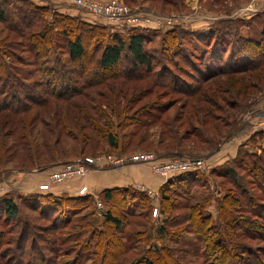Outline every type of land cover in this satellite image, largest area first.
Segmentation results:
<instances>
[{
    "label": "rangeland",
    "instance_id": "obj_1",
    "mask_svg": "<svg viewBox=\"0 0 264 264\" xmlns=\"http://www.w3.org/2000/svg\"><path fill=\"white\" fill-rule=\"evenodd\" d=\"M119 1L131 10L140 8L146 12L152 10L165 16L184 15L190 17L189 20L185 19L184 21V18L178 20L172 28L164 26L160 29H134L144 33V49L152 58L153 72H160L158 78L150 75L148 78L144 77V80L136 81V84L140 87L151 85L150 89L153 88V92L148 97L155 99L159 104H166V106L170 104L163 115L164 120L168 123L174 120L172 123H175L176 127L179 125V134L185 131L191 132L194 128L201 129L200 120L196 119V116L192 115L187 122H184L181 115L183 113L181 107L187 103L186 100L194 102V100L202 99L201 94L209 101V104H200L203 108L201 106L198 108L202 111L198 113V116L200 117L204 111H208L209 115L205 119L210 116L216 118L214 123L217 129L200 131L204 138H210L208 142H201L195 139V136H191V139L182 142L181 146L174 145L175 147L167 149L174 150L172 158H178L175 156L181 152L180 154H188L192 157L203 155L204 157L199 158L205 160L225 143L234 142L233 139H238L240 143L237 153L232 158L221 163L213 162V165L205 163L204 168L195 171L198 174L196 178H193V181L179 183L180 185L176 181L169 186L168 194L171 200L164 204L168 206L166 219L163 214H159L158 217V214L151 213V206L158 205V192L157 200L146 195L147 206L142 204L138 195L131 193L127 204L118 207V211L115 208V211L120 212L122 219L125 217L126 221L122 223L121 229L115 232L116 242L120 243L125 252L114 258L112 263L143 264L140 262L143 256L148 255L150 251L165 248L170 254L160 260L161 264H219L220 251L225 250V247L221 249V241L223 243L225 241L230 250L235 249L237 253L246 252V249H264V129L251 122V119L256 116L255 104L264 96V0ZM46 2L41 4L46 7L42 13L32 15L36 20L33 25L21 29L19 24L17 28L13 29L11 26L15 23L16 18L12 13L16 7L24 8L28 3H24V0H0V6L7 14V19L0 21V53L6 56L5 58L14 66L15 71L23 75V81L29 82L46 76L35 65L42 61V55L45 54L46 57L43 59L45 62H40L43 67L53 65L55 58H58L63 65L71 67L77 65L79 70L82 65L90 69L89 76L80 77V81H86L88 78L94 80L96 76L93 74L101 71L98 59L108 40L107 36L109 33L115 32L113 26L103 18L70 4L69 0H47ZM54 2L61 5L65 13H60L54 7ZM57 13L77 18L84 22L85 26L100 27L99 30L97 29L98 38H93L92 33L82 34L85 57L77 64L71 63L69 60L62 36L51 39V45L40 52L41 56L38 59L32 57L35 51L27 48L28 34L42 29L44 24L55 26V28L61 24L56 21L58 20ZM207 14H220L225 18L214 23L212 21L201 22L208 18ZM215 16L220 17L219 15ZM227 16H234L232 17L234 19H228ZM55 28L51 31L52 33H57V28ZM132 31L129 30L128 33ZM23 33L26 34L25 37H22ZM120 35L126 39L127 33H120ZM240 35L246 38L248 36V40L245 37L240 39ZM171 39H174L173 43ZM215 40H218L215 45H218L216 47H219L222 59L211 57V49ZM251 40L252 42H250ZM253 43L257 44L253 45ZM237 46H240V52L236 49ZM232 52L238 56L239 65L242 64L243 68L248 69L244 72L234 73V75L208 77L210 80L206 82H203L202 73L197 72L195 66H190L186 60L187 58L193 60L196 57L198 61H205L203 63L209 61L211 65L208 67L205 65L202 70L211 72L219 64L222 66L230 64L227 60L230 59L228 56L230 57ZM240 53L241 55H239ZM256 58L262 60L261 64L258 67L249 68ZM198 61L196 64L200 68L203 63H197ZM162 67L165 68L163 69L165 71L162 72L169 74L166 83L163 81L165 75L161 73ZM115 69L132 73L137 71L126 49L121 53L119 64ZM166 69L177 74L176 76L181 81L184 80L186 84L177 79V82L174 83V78H171L173 74ZM112 72L109 70V73ZM115 80L122 81L124 79L116 78ZM164 84L175 87L166 89ZM215 87L219 90L218 92L214 91ZM186 91L192 94L191 98L185 96ZM138 108L136 105L130 109L129 113L136 112ZM104 109L108 111L106 107ZM51 113V111L41 113L40 119L45 118L46 121L51 122ZM22 115L21 111L19 113L10 110L0 111V148H2L0 153V194L4 195L7 193L6 191L12 190L11 193L17 196L19 204L18 214L8 217L0 203V264H16V262L23 264H109L112 257L107 255L104 257L101 249L93 248L92 253L90 249V244L96 239V236L95 238L91 236L90 231L94 226L100 227L103 220L101 211L103 206L98 208L96 200L94 203L90 202L83 199L85 195L79 194L74 197L81 199L63 204L65 210L50 211L48 217L42 218L37 214L42 209H32L31 196L25 198L20 196L18 191L14 190L13 183L6 179L8 176L5 173L9 172V169L26 171L43 169L56 162L75 161L80 156V143L71 141L58 144L53 149L54 154L42 153V147L38 149L40 154L34 149V146L25 150L26 146L24 147L23 143L38 144L41 138L35 127L32 134L28 131L30 126L26 127L25 132L22 133L24 130L22 131L19 127L14 129L7 121V118L13 121L18 119L16 116ZM119 119V117L112 118L114 126L119 122ZM103 122L101 121V123ZM126 123L123 121L122 127L115 129L119 135L130 130L131 123H128V126L125 125ZM37 126L41 127L42 124L38 122ZM160 130L161 127L156 124L148 129L146 142H149L153 149H143L145 143H142L138 147H133L132 151L123 152V154L141 151L155 155L154 152L158 151L153 152V150L164 148L162 143L159 144V139L162 138ZM22 134L25 135V139H22ZM243 137L244 141H241ZM53 138H50V142L53 141ZM213 141L217 142L216 147L208 151L207 148L212 147ZM34 150L35 154L32 153ZM83 151L84 153L93 151V155H88L91 157L106 153L118 154L105 142L96 146H86ZM37 153L41 156L34 160ZM29 155L32 156V163L28 158ZM169 158L163 157V159ZM42 166L45 167L41 168ZM45 194L43 191L39 193L42 196ZM221 202L224 207H229L228 216L233 219L230 221L231 228L228 232L225 231L226 239L223 240L219 238L223 237L221 234L223 227L219 222L218 214ZM193 205H196L199 211L207 213V215L200 216L197 214L199 213L198 209L194 210L196 227H204L202 234L195 232L192 227L194 222L191 224V221L187 219L188 212H191L189 208ZM26 226H31V228L27 230ZM33 231H35V236ZM21 234H23V241L20 242V247L25 246V255L23 254L19 259L11 253L16 248L17 239ZM204 237L207 238L206 242ZM54 238H56L55 242H53ZM32 243L37 248L36 259L30 257L31 255L28 253ZM87 243L88 248L85 247ZM262 258L264 259L263 255Z\"/></svg>",
    "mask_w": 264,
    "mask_h": 264
},
{
    "label": "trees",
    "instance_id": "obj_2",
    "mask_svg": "<svg viewBox=\"0 0 264 264\" xmlns=\"http://www.w3.org/2000/svg\"><path fill=\"white\" fill-rule=\"evenodd\" d=\"M24 3L28 4L24 8H20V6L16 7L14 13H12L16 18L15 23L11 26L13 29L17 28L19 24L22 27L21 29L26 26L33 25L36 22L34 16L40 12L42 13L46 8L45 6L36 5L33 1L31 2V0H24ZM6 16L7 14L4 13V10L0 6V21L6 20ZM57 16V23H61L59 26H56L57 29L55 26L53 27L51 25L44 24L42 29L31 32V34H28L27 48L33 49L35 54H33L32 57L38 59L41 56L40 52H42L44 48L47 49L51 45V39L56 36H62L65 42L64 44L69 60L71 63L77 64L85 57V44L82 34L92 33L93 38H98L99 33L97 29L99 30L100 27L93 25L85 26L84 22L81 20L64 14L57 13ZM53 28L56 29L57 33L51 32ZM132 30L133 31L130 33H128V31L126 32V39L120 35V33L124 32L115 31L108 34V40L104 44L98 59V64L101 71H97L93 74L96 76L94 80H89L88 78L86 81H80V77L89 76L90 69L82 65L80 70L77 65L72 67L63 65L58 58H55V63H53V65L51 64L52 66L50 65L49 67H43L40 62H45L43 60L46 57L45 54L44 56L42 55V61L35 65L38 67V70L42 71V73H45L46 76L42 79L39 78L29 82L23 81V75L20 72L15 71L14 66H12V64H10V62L5 58L6 56H3L0 53V111L10 110L17 113L21 111L23 115L19 117L16 116L18 119L12 121V119L7 118V121L11 123L14 129L15 127H19L22 131L24 130L22 133L25 132L26 127L28 128V126H30L28 131L30 134H32L31 132H33L35 127L37 134H39L41 138L38 144L36 143L34 145H30V143H23L22 145L24 147L26 146L25 150H28L34 146V149H36V151L40 154L38 149L42 147V153L46 152L48 154H54L53 149L58 144L66 143L67 141H71L72 143H80V156H78L79 159H82L88 155H93V151L90 153H84V147L91 145L96 146L102 142L107 143L118 154L132 151L134 149L133 147H138L142 143H145V148L143 147V149L150 150L152 145L149 144V142H146L148 134L147 132L149 127L154 124L161 127L160 135L162 138L159 139V144L162 143L163 145H161L166 148L161 150H153V152L158 151L154 153L156 157L160 159L163 157L172 158L173 156L171 155H173L172 151L174 150L167 149L175 146H181L182 142L184 143L189 141L191 136H195V139H198L201 142H208L210 140L209 137L204 138L200 131L217 129V126L214 123L216 118L215 116H210L208 119H205V117L209 115L208 111H204L200 117L198 116V113L202 112L200 109H198L201 106L200 104H209V101H207L202 94V99L194 100V102H189L190 100H186L187 103H184V105L181 107L183 111L181 114L183 121L187 122V120L190 119L192 115L196 116V119L200 120L201 129L198 130L194 128V130L191 132L185 131L179 134V125L176 127L175 123H172L174 120L168 123L163 118V115L170 107V104L169 106H166V104H159V102H157L155 99L148 97L149 94L153 92V88L152 90L150 89L151 85L140 87L136 84V81L144 80V77L148 78L150 75H154L158 78L160 72H153L154 68L152 58L146 53L144 49V33L139 30ZM25 35L26 34L23 33L22 37H25ZM239 37L240 39H244L245 36L240 35ZM247 38L245 37V39ZM171 40L173 43L174 39ZM217 41L218 40H215V42H213L211 57L222 59L220 55L221 53L218 50L219 47H216L218 45H215L217 44ZM250 42H252V40ZM256 44L257 43H253V45ZM239 47L240 46H237L236 49H238L240 52ZM125 49L129 52L134 66L137 69V71L134 73L128 72L126 70L118 71L115 69L119 64L121 53ZM239 55H241V53ZM237 57L238 56L234 55L232 52V55L230 54V57L228 56L230 59L227 60V62H230V64L228 63L225 66L219 64L214 67L211 72H205L202 70L204 69L205 65L206 67L211 65V62L209 61L207 63H203L205 61L202 62V60H200V62L196 59V57H194L193 60L189 58L186 60L190 66H195V68L198 70L197 72H200V74L202 73L201 76L204 77L203 82H206L210 80L208 77L212 78L215 76L234 75V73L246 71L248 68H243L242 64L239 65V60ZM259 59L260 58H256L249 68H254L256 66L258 67V65L261 64L260 61H262ZM196 61H198L197 63H203L201 65L202 67L199 68L198 64H196ZM141 67L143 69L142 71ZM163 69L165 68H161V73H164L162 72L165 71ZM109 70H112L113 72L109 73ZM171 73L173 74V77L171 78H174L175 80L174 83L179 80L180 82H183V84H186L184 80L181 81V79L176 76L177 74L173 72ZM164 75L165 80L163 81L166 83L169 79V74L166 72ZM114 78H121L124 80L117 81ZM164 87H166V89H174L175 86L164 84ZM214 91L218 92L219 90L217 87H215ZM185 94V96L188 98L192 97V94L187 91ZM155 98L157 99V97ZM136 105L139 107L138 110H136V112L129 113L130 109L136 107ZM104 107H106L109 112L104 109ZM201 108L203 107L201 106ZM49 111L52 112L50 115L51 122L46 121L45 118L40 119L41 113H49ZM115 117L120 118L116 126H114V122H112V118ZM101 121L104 122L101 123ZM123 121H125V123L128 121V123H131L132 126L130 130L121 133L120 136L118 132L115 131V129H120L122 127L121 123ZM38 122L42 124L41 127H36ZM128 123L125 125L128 126ZM51 137H54L53 141H51L52 143L50 142ZM22 139H25V135L23 134ZM216 144L217 142L215 143V141H213L211 145L212 147L209 149L207 148V150H213L216 147ZM1 152L2 148H0V153ZM32 153L35 154V150ZM38 153L34 156V160L39 159L41 156ZM180 153L181 152H178L175 157L189 156L188 154L184 155ZM201 156L204 157L203 155H200L199 157ZM28 158L32 163V156L29 155ZM64 162L67 161L56 163L61 164ZM43 167L45 166H42L41 168ZM197 174L198 172L195 171L184 172L172 176L166 180V182L160 187L158 191V205H154L157 207L158 217L159 214H163L165 215V219L167 218L166 213L168 211V206L164 204L168 201L170 202L171 200L168 194L169 186L176 181L177 184L193 181V178H196ZM131 193H134L133 195H138L142 201V204L147 206L146 204L148 202L145 192L139 191L132 187L106 189L103 190L97 198V200H99L103 206L101 210L103 220L100 227L94 226V228H92L90 231L92 237L95 238L96 236L94 242L90 244V249L91 253L93 248H97L98 250L101 249L102 253H104V257L106 255L112 257L109 264H113V259L119 254L125 252L120 243L116 242L115 232L118 229L120 230L122 223H125L126 221L125 217L122 219L120 212L115 211V208L118 211V207L120 208L121 206L123 207L125 204H127L129 202L130 196L132 195ZM2 195L0 198V203L5 215L8 217L16 216L19 212V204L17 203L18 198H15L12 193H5L3 196ZM30 196L33 200V203L31 204V207H33L32 209H42L37 212L38 216H41L42 218L48 217L50 211L53 212L65 210L63 205L65 203L67 204L68 202L71 203L72 201L81 199L74 196H68L66 194L53 195L46 193L42 196L37 193H33ZM83 199L93 203L95 200V198L91 195H85ZM154 206H151V210ZM189 209L191 212H188L187 219L191 221V224L194 222L192 227L195 232L202 234L204 227H196L197 221L195 220L196 213H194V210L198 209L197 206L193 205ZM228 209L229 207H224L222 202L219 204V222L223 227V230L221 231L223 237H219L221 240L226 239L225 231L228 232L232 226L230 221H233V219H230L228 216ZM198 212L199 213L197 214L200 216L203 214L207 215L206 212L203 213L199 211V209ZM234 223H236V221H234ZM26 228L28 230L31 228V226H26L25 229ZM33 235H36L35 231H33ZM256 235L258 234L256 233ZM98 236L101 237L99 238ZM204 238V241L206 242L207 238ZM22 239L23 234H21L17 239V246L11 253V255H16V257H19V259L23 254L25 255V246L20 247V242L23 241ZM55 241L56 238L53 239V242ZM87 241L90 242L88 239ZM221 243V249L225 247V250L220 251V258L218 259L219 264H264V259L262 258V255L264 256V249H246V252L242 251L241 253H237L235 252L234 248H232L234 250H230L228 247L229 245L226 244L225 241L224 243L221 241ZM85 245V247L88 248V243ZM36 251L37 248L35 244L31 245L28 253L33 259L37 258ZM168 254L170 253L167 249L160 248L153 252L150 251L148 255L142 257L140 262L143 264H161L160 260ZM228 256L230 257L226 258ZM16 264L23 263L16 262Z\"/></svg>",
    "mask_w": 264,
    "mask_h": 264
},
{
    "label": "built area",
    "instance_id": "obj_3",
    "mask_svg": "<svg viewBox=\"0 0 264 264\" xmlns=\"http://www.w3.org/2000/svg\"><path fill=\"white\" fill-rule=\"evenodd\" d=\"M69 2L90 14L103 18L109 25L113 26V30L116 32H127L138 28L160 29L164 26L172 28L178 20L190 19V17L184 15L165 16L152 10L146 12L140 8L131 10L119 0H69ZM133 163L144 164L151 172L163 178H170L184 172L197 171L205 166L203 158L192 156L160 159L150 152L136 151L117 155L106 153L92 157L86 156L82 159L59 164L58 168L48 175L47 180L39 184L38 189L47 191L51 184L83 175L94 168H119ZM85 190L86 187L83 186L80 188L79 194H86ZM143 192L157 200V192L149 189H145ZM96 201L97 207L100 208L102 206L101 202ZM152 214H157L156 206L153 207Z\"/></svg>",
    "mask_w": 264,
    "mask_h": 264
},
{
    "label": "crops",
    "instance_id": "obj_4",
    "mask_svg": "<svg viewBox=\"0 0 264 264\" xmlns=\"http://www.w3.org/2000/svg\"><path fill=\"white\" fill-rule=\"evenodd\" d=\"M31 1L38 3L37 5L39 6H41V4L47 3V0ZM54 7L58 9L60 13H65L61 5L55 3ZM215 15H219L220 17H216ZM215 15L207 14L206 16L208 18H205L201 22L209 23L212 21V23H214L223 20L222 18H225L220 14ZM227 17L231 20L234 19L232 18L234 16ZM200 27L204 28L203 26ZM255 113L256 116L255 118L251 119V122L262 126L264 129V96H262V98L256 102ZM232 141L234 142L225 143V145L221 146L217 152L209 156V158H206L205 163L208 165H213V162L221 163L226 159L232 158L237 153V148L240 143L238 139H233ZM241 141H244V137L241 139ZM57 168L58 164H54L43 169L28 171L9 169V172H6L5 174L8 176L6 179L13 183V187L15 188L14 190L18 191V194L20 196H24L25 198L33 193H41L42 190L38 189L39 184L46 181L48 175ZM167 179L168 178H163L151 172V170L144 164L133 163L119 168H94L83 175L75 176L65 179L61 182L51 184L49 190L43 192L53 195L66 194L68 196H77L79 195L80 188L85 186L86 194L84 195H91L95 198V200H97L99 194L103 190L112 188L132 187L139 191L149 189L154 192H158L160 187L166 182ZM11 191L12 190H8L6 192L11 193ZM14 197L17 198L16 195H14Z\"/></svg>",
    "mask_w": 264,
    "mask_h": 264
}]
</instances>
